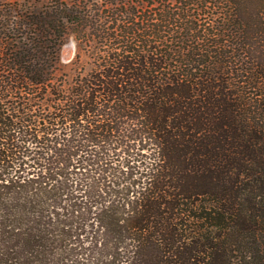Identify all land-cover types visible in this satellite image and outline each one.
<instances>
[{
    "label": "rangeland",
    "instance_id": "374dc122",
    "mask_svg": "<svg viewBox=\"0 0 264 264\" xmlns=\"http://www.w3.org/2000/svg\"><path fill=\"white\" fill-rule=\"evenodd\" d=\"M0 264H264V0H0Z\"/></svg>",
    "mask_w": 264,
    "mask_h": 264
},
{
    "label": "trees",
    "instance_id": "16d2710c",
    "mask_svg": "<svg viewBox=\"0 0 264 264\" xmlns=\"http://www.w3.org/2000/svg\"><path fill=\"white\" fill-rule=\"evenodd\" d=\"M80 22L81 21L79 20L78 23H80ZM72 109L75 110V115H77V117L75 116V118H74L75 120H78V116L80 114H84V111H85L83 103H77V106L72 107ZM72 109L70 108V110H72ZM53 121H51V122H53ZM81 136L82 135L79 134V137H81ZM40 139H44V137L41 136ZM34 140H35V138H34ZM51 150H54L53 151L54 155H51L49 158L47 157V159H46V163L48 164L47 170H49V172L48 173H44V175H33V176H36V177H34V179H31L32 182H33V180H35V182H36L38 179H41V178H49L50 180H52V176L55 175V173L58 174V172L54 171L55 166L58 165V164H62V163L66 162V157L64 156V151L65 150H62V149L56 148V147H53ZM10 163H11V159H6V164L8 165Z\"/></svg>",
    "mask_w": 264,
    "mask_h": 264
}]
</instances>
